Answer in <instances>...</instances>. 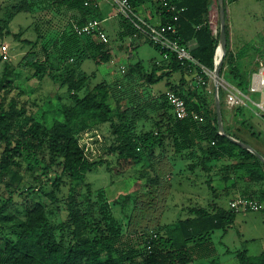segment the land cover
Masks as SVG:
<instances>
[{
    "label": "trees",
    "instance_id": "trees-1",
    "mask_svg": "<svg viewBox=\"0 0 264 264\" xmlns=\"http://www.w3.org/2000/svg\"><path fill=\"white\" fill-rule=\"evenodd\" d=\"M86 1L20 0L0 20V39H3L12 34L10 24L19 13L63 8L79 14L75 22L67 23L52 45L57 58L67 67L66 85L73 106L64 109V121L56 122L54 128L49 130L30 115H26L25 109L18 108L14 101L8 109L0 104V142L6 145L0 163L1 172H5L15 162V158L26 155L30 160V171L40 168L41 175L48 176L54 166L61 164L63 172L71 179L76 182L84 181L88 172L105 163L102 159L93 160L87 150V142H83L93 129V125L85 126V120L94 117L98 125L110 126L113 142L107 153L117 155L116 172L124 174L135 166L147 165L152 176L147 181L146 191L136 195L125 226L114 216L104 190L97 191V202L92 200L90 185L85 206L75 191H72L66 203L67 219L57 225L49 219L46 207L39 202L35 203L28 210L26 218L16 224V229L11 233L13 237L2 235L0 264H193L197 259L215 256L212 236L215 231L226 232L232 228L236 222L237 211L227 210L213 202L209 207H192L189 209V218L173 225H165L163 219L173 189L175 164L172 159L175 156L187 159L190 162L188 168L192 172L199 168L211 172L217 167L216 162L235 161L234 164L226 165V169L244 172L240 179L248 185L264 184V163L228 136L222 135L218 115L216 110L212 111L209 96L195 87L187 86L188 81L184 74L195 73L197 77L201 74V68L179 61L174 53L163 51L146 38L147 43L154 46L163 57L167 54L168 58L166 65H158L153 61L150 71L146 70L142 62L130 65V77L138 76L141 81L140 91H122L125 84L122 82H102L81 96L80 92L90 78L95 76L82 70L83 63L92 60L97 66H102L110 63L113 55L108 43L94 41L93 36H79L75 32L76 24L83 26L90 20L103 21L105 18L99 4L90 0L89 5H86ZM130 2L136 11V8L148 2L155 3L163 24L172 17L166 13L159 0ZM173 2L180 10L185 9L180 13L177 23V38L180 43L191 51L192 56L202 66L214 70L220 34L215 37L212 30L211 0ZM119 23L121 38L142 37L130 18L121 14ZM36 31V42L21 39L19 33L14 34V37L32 46L19 67L24 70L32 69L35 77H41L52 69L51 54L45 45H41V52L44 53L42 60L43 57L34 50L42 37L37 27ZM227 36L229 38L228 26ZM9 68L7 64L0 82V91L11 85L8 77L14 69L10 72ZM227 68L237 84L227 82L248 94L252 75L248 79L240 73L235 65V55L229 51L221 76L226 74ZM175 73L183 75L182 82L173 85L168 91L175 92L185 100L189 111L186 119L175 116L167 98L168 91L160 95L153 92L155 85ZM219 94L222 101L221 91ZM111 99L116 104L115 108ZM125 100L128 105H125ZM234 110L237 115L244 113L243 108ZM75 121L80 123L81 128L78 130L74 127ZM245 121L246 119L241 122ZM147 123L151 124V128L143 129ZM226 133L240 139V136L227 128ZM169 143L173 152L168 150ZM44 149L49 150V162L39 157ZM59 159L62 161L58 162ZM58 182L55 181L53 186L60 190ZM208 183L212 187L211 181ZM243 195L244 198L252 200H255L254 196H260L264 201L262 189L247 190ZM12 202L10 197L0 206V216ZM97 206L98 215L94 211ZM237 260L239 264H264V253L251 257L246 250L241 251L237 253Z\"/></svg>",
    "mask_w": 264,
    "mask_h": 264
},
{
    "label": "rangeland",
    "instance_id": "rangeland-1",
    "mask_svg": "<svg viewBox=\"0 0 264 264\" xmlns=\"http://www.w3.org/2000/svg\"><path fill=\"white\" fill-rule=\"evenodd\" d=\"M18 2L20 0H0V20L4 19ZM101 3L111 15H115L117 18L115 22L118 28L114 27V22L105 24V27L109 37L108 45L112 47L114 55L120 53V56L116 57L117 60L111 66L104 64L103 67L97 66L92 60H87L83 69L90 76L95 74V77L90 78L80 95H86L89 90L101 82H122L125 83L122 91H132L133 89L140 91L141 81H139L138 76L133 74L130 77V65L143 62L146 69L150 71L151 61L160 59L162 56L154 46L146 42H139L136 49L133 50L132 47L138 43L137 40L134 41V44H131L133 42L132 38L126 37L124 39L119 34L121 13L118 5L112 0H100ZM225 8L227 10L226 25L229 28L227 52H232L235 55V65H237L240 73L249 79L256 72L259 61L264 56V0H238L236 2L225 0ZM53 9L50 8L47 11L43 10L36 13L24 12L17 14L10 24L12 34L0 39V82L4 77L7 64H9L10 72L14 69L8 77L11 85L2 88L0 91V104L8 109L10 103L14 101L18 108L25 109L26 115H30L32 119L49 130L54 128L56 122L64 121V109L73 106L66 85L67 67L57 58L52 45L67 26V23L75 22L79 18L76 11H68L63 8L60 10ZM137 12L141 17L144 16L142 10L139 9ZM210 21L214 35L218 37L221 33L219 0H211ZM36 27L42 37L34 50L40 54V57H43L44 53L41 52V45H45L51 54L52 69H49L41 77H35L32 69L24 70L19 67V63L32 50V46L24 44L14 37V34L19 33L21 39L36 42L38 40ZM0 28H2L1 23ZM142 37L145 38L143 35ZM92 39L98 41L95 37H92ZM120 45H123L122 47L126 49H123ZM131 48L132 50H130ZM41 59L43 60L44 57ZM163 65H166V62H163ZM49 73H52L51 77ZM184 76L188 81L187 86L195 87L209 96L212 111L216 110L217 112L215 81L208 77L207 84L202 85L198 82L195 73L184 74ZM182 79L183 75L181 73L172 74L169 79L155 85L153 92L155 95L164 94L173 85L180 84ZM222 80L237 84V80L230 75L229 68L226 69V74L221 76V82ZM220 91L223 122L224 118L228 121L225 129L227 128L238 136L242 133H250L253 137H257V140L264 146L263 113L257 114L258 110L251 104V109H246L243 114L237 115L234 109H227L226 97L228 92L223 90L222 87ZM248 95L255 101H262L264 98L261 92H251L249 90ZM124 103L128 105L127 100ZM111 104L114 108L116 107L113 99H111ZM234 116L237 117L236 120ZM245 119V122H241ZM85 121V126L93 125V129L90 130L89 133L91 134L86 139L84 138L83 142H87V150L93 160L102 159L105 163L88 172L84 181L76 182L71 179L63 172L61 164L54 166L48 176L41 175L42 170L40 168L34 172L30 171L28 169L30 160L27 159L26 155L15 158V162L9 165L5 172H1L0 169V206L6 203L10 197L13 200L12 204L5 209L4 214L0 216V245L2 235L7 234L13 237L11 233L16 229V224L26 218L28 210L35 203L39 202L46 207L49 219L53 224L57 225L66 221L68 197L72 191H75L79 196V200L84 203L89 185L92 188V200L94 202H97L96 194L98 190L106 192L114 216L122 226H125L136 195L146 191L147 181L152 173L147 165H138L124 174H118L115 169L118 163L117 155L107 153L110 144L113 142L109 124L98 125L94 117H89ZM74 127L76 130L80 129V123L75 121ZM149 128H151L150 123L143 126V129L147 130ZM85 131H88V129ZM5 148L6 145L0 142V163ZM168 150L174 151L171 143L168 144ZM39 157L41 160L49 162V150L44 149ZM61 161L62 159L58 160V162ZM172 161L175 164L172 176L173 189L163 219L165 225H173L180 220H185L191 216L190 208L209 207L214 201L226 209L231 208L230 200L234 195L231 193L228 196L223 192L226 185L230 186L234 180H230L227 182L228 184H220L221 178L218 176L217 181L212 184L213 189L207 182L208 174L202 169H197L198 171L195 172L190 171L188 168L189 161L182 156H175ZM231 162V160L221 161V163ZM235 175L236 180H239V173ZM55 181H59L60 190L54 188ZM243 187L241 186L242 189ZM252 188L264 190V184L247 185L245 191ZM243 194L241 197H245ZM253 198L264 206V201L260 196H254ZM94 211L98 215V206ZM212 238L216 249L215 256L197 259L193 264H239L237 253L241 251L246 250L251 257L263 254L264 209L239 212L232 228L226 232L223 230L215 231Z\"/></svg>",
    "mask_w": 264,
    "mask_h": 264
},
{
    "label": "built area",
    "instance_id": "built-area-1",
    "mask_svg": "<svg viewBox=\"0 0 264 264\" xmlns=\"http://www.w3.org/2000/svg\"><path fill=\"white\" fill-rule=\"evenodd\" d=\"M97 4L100 0H93ZM118 5L120 13L127 18H130L134 26L140 31V33L153 44L159 46L163 51L167 53H174L177 59L183 63L194 64L201 68V74L197 76L198 82L202 85H206V78L209 77L215 80V69L210 70L202 66L191 54V51L179 41L178 33V21L180 13L185 11L184 8L181 10L173 2V0H159L160 4L164 7L166 13L170 14L172 17L170 21L166 24L158 23L151 24L145 18L141 17L135 8L132 6L130 0H112ZM90 0L86 1V5H89ZM74 30L79 36H93L98 40L108 43L109 38L107 33L103 30V21L94 19L88 21L85 25L79 26L74 25ZM168 58V55H165ZM218 60L215 61V68ZM204 74L205 77L202 75ZM250 91L251 92H261L264 95V58L259 61V66L257 71L253 73L250 81ZM220 86L223 90L227 91L226 104L228 109L243 108L251 109L252 104L258 110V113H263L264 115V98L262 101L253 100L248 94H245L236 86L230 84L226 80L220 82ZM220 87V88H221ZM220 92V89H219ZM167 98L169 103L173 108V112L178 119H186L189 116V111L185 100L173 91L167 92ZM197 119L198 116H195ZM231 208L240 211H260L264 209V206L260 204L257 200H252L244 197H240L231 203Z\"/></svg>",
    "mask_w": 264,
    "mask_h": 264
},
{
    "label": "crops",
    "instance_id": "crops-1",
    "mask_svg": "<svg viewBox=\"0 0 264 264\" xmlns=\"http://www.w3.org/2000/svg\"><path fill=\"white\" fill-rule=\"evenodd\" d=\"M99 7H100V9H101V12H102V14H103V16L105 17L104 18V20H103V28H104V30L105 31H107V28L105 27V24H109V23H111V22H114V27L115 28H118V26L116 25V20H117V18H116V16L115 15H111V13L108 11V9L106 8V7H104V6H102V3L100 4L99 3ZM137 9V11L140 9V10H142V13H143V15L144 16H142L143 18H145L149 23H151V24H158V23H160L161 22V16H160V13L158 12V9H157V7H156V4L155 3H151V2H148V3H146L145 5H143V6H141V7H138V8H136ZM119 20V19H118ZM120 24V23H119ZM120 31H121V28H120V30H119V33H120ZM126 37H124V39H125ZM130 38H132L133 39V42L131 43V44H134V41L135 40H137V44L136 45H134L132 48H133V50H135L136 49V47H137V45L139 44V42H146V39L145 38H143V37H130ZM147 43V42H146ZM121 47L123 46V45H120ZM131 46V45H130ZM123 49H126V48H124V47H122ZM132 48L130 49V50H132ZM111 49H112V47H111ZM124 52V51H123ZM112 60H111V62L110 63H108V64H106V66H111L117 59H116V57L117 56H120L119 54L117 55H114L115 53H114V51H113V49H112ZM124 54V53H123ZM161 55V54H160ZM162 56V55H161ZM87 61V60H86ZM85 61V62H86ZM153 61H156L157 63H158V65H162L163 64V62H166L167 61V59L165 58V57H163L162 56V58H160V59H154ZM153 61H151V64H150V66H151V68H152V62ZM84 62V63H85ZM84 63H83V66H84ZM143 63V62H142ZM144 65V64H143ZM83 66H82V69H83ZM103 67V66H102ZM102 67H100V68H102ZM144 67H145V65H144ZM146 68V67H145ZM84 70V69H83ZM147 70V69H146ZM84 72H86L85 70H84ZM87 73V72H86ZM88 74V73H87ZM89 75V74H88ZM92 75H95V74H92ZM95 77V76H94ZM102 83V82H101ZM99 84V83H98ZM228 109V108H227ZM230 110V109H229ZM225 117V116H224ZM234 118H235V120H236V116H234ZM227 120H226V118H224V124H225V127L227 126ZM226 130V129H225ZM99 138L101 139V137L99 136ZM240 141H242V142H245V143H247V144H249L252 148H254L257 152H259L263 157H264V146L263 145H261V143L257 140V137H253L250 133H248V134H246V133H242V135H240V139H239ZM232 161V160H231ZM234 163H236L235 161H232L231 163H221V162H219V163H217V167H215L211 172H206V171H204L202 168H199V169H202V171H204L206 174H208V180H207V182L208 181H211V184H213V183H215L216 181H217V177L218 176H220V178H221V182H220V184L221 183H225V184H228L227 182H229L230 180H234V182L230 185V186H228V185H226V187L224 188V194H226V195H230L231 193H233V197H232V199L230 200V207H231V203L233 202V201H235L236 199H238V198H240L241 196H242V194L245 192V187L248 185V184H246L245 182H243V181H241V179H239V180H236V175L235 174H238L239 173V178L244 174V172H242V171H239V172H234L233 170H227L226 169V165H230V164H234ZM188 164H190V162L188 163ZM198 169V170H199ZM198 170H196V171H198ZM239 182H241V183H239ZM242 184V185H241ZM245 184V185H244ZM241 186H244L243 187V189L241 188ZM253 189V188H252ZM244 190V191H243ZM243 191V192H242ZM218 197H219V195H218ZM214 202H216V201H214ZM217 203V202H216ZM218 204V203H217ZM219 205V204H218ZM220 206V205H219ZM222 207V206H221ZM224 208V207H223ZM226 209V208H225ZM230 209H232V208H230ZM227 210H229V209H227ZM239 212H248V211H243V210H240V211H237V216H238V213ZM236 220H237V218H236Z\"/></svg>",
    "mask_w": 264,
    "mask_h": 264
},
{
    "label": "water",
    "instance_id": "water-1",
    "mask_svg": "<svg viewBox=\"0 0 264 264\" xmlns=\"http://www.w3.org/2000/svg\"><path fill=\"white\" fill-rule=\"evenodd\" d=\"M219 4H220V17H221V33H220L219 47L222 48L223 55L220 58L218 57V50H219V47H218L217 52H216V59L218 60V63L216 65V68L214 71V73H215V80L214 81H215V85H216V95H217L216 107H217L219 130H220V133L222 135L228 136L230 138V140H232L234 143H236V144L242 146L243 148L249 150L254 155H256L262 163H264V157L259 152H257L254 148H252L249 144L242 142L238 139H235L234 137L229 136L225 130L222 112H221V107H220L219 89H220V82H221V70H222L224 60L226 57V53H227V40H228L227 25H226V12H227V10L225 8V0H219Z\"/></svg>",
    "mask_w": 264,
    "mask_h": 264
},
{
    "label": "bare ground",
    "instance_id": "bare-ground-1",
    "mask_svg": "<svg viewBox=\"0 0 264 264\" xmlns=\"http://www.w3.org/2000/svg\"><path fill=\"white\" fill-rule=\"evenodd\" d=\"M222 55H223V50H222V48L219 47L218 57L220 58Z\"/></svg>",
    "mask_w": 264,
    "mask_h": 264
}]
</instances>
